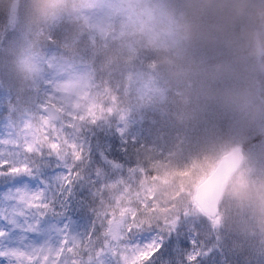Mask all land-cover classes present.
Segmentation results:
<instances>
[{"label": "rangeland", "instance_id": "374dc122", "mask_svg": "<svg viewBox=\"0 0 264 264\" xmlns=\"http://www.w3.org/2000/svg\"><path fill=\"white\" fill-rule=\"evenodd\" d=\"M11 1L0 0V42L7 41L0 58L37 40L51 51L49 78L38 88L0 76V253H18L4 255L6 264H31L37 251V264H82L84 254L91 263L83 264H261L259 228L254 236L226 235L215 228L218 213L209 218L194 202L195 187L242 141H173L136 117L134 107L151 100V68L133 50L121 53L113 36L134 29L154 36L163 26L185 40L259 53L264 0H85L94 9L90 35L75 44L78 29L64 21L47 37L16 28L28 0H16L13 11ZM117 6L127 9L123 16ZM20 71L30 79L34 69L23 61ZM43 105L55 108L56 121ZM243 157L245 167L229 179L241 190L248 187ZM200 216L209 223L197 231Z\"/></svg>", "mask_w": 264, "mask_h": 264}, {"label": "clouds", "instance_id": "9594fccd", "mask_svg": "<svg viewBox=\"0 0 264 264\" xmlns=\"http://www.w3.org/2000/svg\"><path fill=\"white\" fill-rule=\"evenodd\" d=\"M45 2L28 0L22 4L15 27L26 26L35 37H47L59 21H64L78 29L70 37L73 44L90 35L85 26L91 22L94 9L85 0H48L42 13ZM117 7L123 16L127 9ZM255 31L261 43L259 53L243 45L222 48L195 38L185 40L174 28L163 26L154 36L135 29L113 36L121 53L133 50L141 64L151 68V100L134 107L136 117L157 125V133L173 141H242L238 147L247 162L248 187L241 190L229 181L217 201L220 222L215 228L226 235L254 236L258 228L264 234V24ZM50 51L39 40L30 42L16 54L0 58V76L17 79L26 89L38 88L49 78L46 65ZM23 61L34 69L30 79L20 71ZM217 64L228 70L210 74L207 69ZM208 223L200 216L193 228L199 231L200 224ZM167 243L172 244L173 238ZM181 243L187 247V238ZM165 247L160 245L157 251L163 252Z\"/></svg>", "mask_w": 264, "mask_h": 264}, {"label": "water", "instance_id": "95a60500", "mask_svg": "<svg viewBox=\"0 0 264 264\" xmlns=\"http://www.w3.org/2000/svg\"><path fill=\"white\" fill-rule=\"evenodd\" d=\"M17 1L11 3L10 10L16 9ZM41 111L47 115L50 120L58 118L55 110L49 107H42ZM242 160V154L239 148L232 149L229 153L222 156L221 160L210 173V175L198 186L195 187V201L205 214L214 216L217 211V201L219 193L229 176Z\"/></svg>", "mask_w": 264, "mask_h": 264}, {"label": "snow or ice", "instance_id": "6c2138e0", "mask_svg": "<svg viewBox=\"0 0 264 264\" xmlns=\"http://www.w3.org/2000/svg\"><path fill=\"white\" fill-rule=\"evenodd\" d=\"M15 178V177H14ZM22 178V177H21ZM45 207H47V205H45ZM38 223V222H37ZM2 234H6L3 232V230H0V235ZM189 243H194V241H189ZM18 253L16 251H13L11 253H0V259L4 258V255H17Z\"/></svg>", "mask_w": 264, "mask_h": 264}, {"label": "trees", "instance_id": "16d2710c", "mask_svg": "<svg viewBox=\"0 0 264 264\" xmlns=\"http://www.w3.org/2000/svg\"><path fill=\"white\" fill-rule=\"evenodd\" d=\"M140 18H141V19H144V18L141 17V16H140ZM141 19H140V21H138V22H141ZM138 20H139V19H138ZM46 103H47V102H46ZM90 256H91V255H88V254H84V255H82V261L87 260V259H90Z\"/></svg>", "mask_w": 264, "mask_h": 264}]
</instances>
